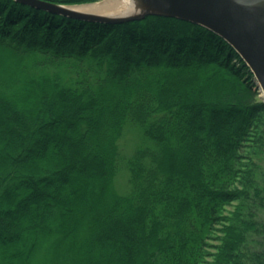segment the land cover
I'll use <instances>...</instances> for the list:
<instances>
[{
	"label": "trees",
	"instance_id": "trees-1",
	"mask_svg": "<svg viewBox=\"0 0 264 264\" xmlns=\"http://www.w3.org/2000/svg\"><path fill=\"white\" fill-rule=\"evenodd\" d=\"M258 93L203 27L0 0V264H264Z\"/></svg>",
	"mask_w": 264,
	"mask_h": 264
},
{
	"label": "water",
	"instance_id": "water-1",
	"mask_svg": "<svg viewBox=\"0 0 264 264\" xmlns=\"http://www.w3.org/2000/svg\"><path fill=\"white\" fill-rule=\"evenodd\" d=\"M17 2L69 18L121 24L147 16L175 18L203 27L225 40L252 72L264 101V0H133L144 11L126 16L102 15L78 9L98 1L82 4H61L45 0Z\"/></svg>",
	"mask_w": 264,
	"mask_h": 264
},
{
	"label": "rangeland",
	"instance_id": "rangeland-1",
	"mask_svg": "<svg viewBox=\"0 0 264 264\" xmlns=\"http://www.w3.org/2000/svg\"><path fill=\"white\" fill-rule=\"evenodd\" d=\"M103 0H100L101 2ZM260 100L262 97L261 93H258L257 96ZM137 132L134 129H126L123 133V136L121 140L119 141L120 150L125 155L126 153L129 154L130 151H132V146L138 142V138L136 136ZM260 163V180L262 185L264 186V154L262 155V160ZM115 185L117 188V191L119 193H125L126 191H129L130 185L128 182L129 175L126 174L123 171H120L118 176H116ZM126 190V191H125ZM231 209L230 207L227 208ZM259 207H252L250 212L253 214V216L250 215V218L253 220H256L257 224L260 226L264 224V209L261 210ZM248 242H247V251L248 253H255V254H264V235L256 236L248 233Z\"/></svg>",
	"mask_w": 264,
	"mask_h": 264
},
{
	"label": "bare ground",
	"instance_id": "bare-ground-1",
	"mask_svg": "<svg viewBox=\"0 0 264 264\" xmlns=\"http://www.w3.org/2000/svg\"><path fill=\"white\" fill-rule=\"evenodd\" d=\"M78 9L94 11L102 15L114 16H126L144 11V7L140 6L133 0H103L96 5L81 7Z\"/></svg>",
	"mask_w": 264,
	"mask_h": 264
}]
</instances>
